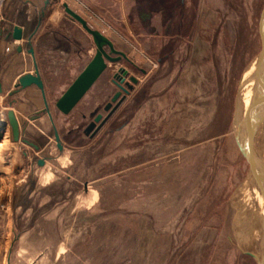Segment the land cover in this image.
<instances>
[{
    "label": "rangeland",
    "instance_id": "1",
    "mask_svg": "<svg viewBox=\"0 0 264 264\" xmlns=\"http://www.w3.org/2000/svg\"><path fill=\"white\" fill-rule=\"evenodd\" d=\"M76 1L55 0L61 8ZM203 2L197 7L203 20L189 21L193 29L181 35L199 45L176 47L198 58L181 72L182 85L153 95L140 125L121 132L115 124L89 141L88 118L78 115L86 109L82 101L57 121L66 142L55 162L59 187L69 175L76 188L90 186L93 203L85 211L77 206L88 220L73 223L69 239L60 238L61 251L70 252L57 264H257L264 252V193L239 149L256 124L252 154L264 182V113L257 107L247 114L244 107L256 89L261 94L254 71H247L261 50L264 0ZM105 27L106 36L125 38L132 58L141 49L158 68L164 50L138 49L136 30Z\"/></svg>",
    "mask_w": 264,
    "mask_h": 264
},
{
    "label": "crops",
    "instance_id": "2",
    "mask_svg": "<svg viewBox=\"0 0 264 264\" xmlns=\"http://www.w3.org/2000/svg\"><path fill=\"white\" fill-rule=\"evenodd\" d=\"M45 1L2 0L0 4V264H57L60 254L70 252L66 247L61 251L60 238L69 239L73 235V223L88 220L89 215L80 214L77 206L82 204L85 211L93 204L89 185L84 183L76 188L70 176L65 175L66 179L62 183L67 185L59 187V171L55 162L58 164L60 153L66 149V142L59 135L62 148L57 147L53 126L56 128L57 121H63L68 114L55 108V113L51 112L52 120L45 113L34 118L43 108V100L39 89L33 85L13 96L8 95L17 79L26 73H34L37 66L47 101L51 105L95 52L91 36L65 12L63 5L61 8L55 0H49L47 4ZM79 2L87 8H80L76 2L68 6L83 17L90 27L104 34L105 25L114 30H136L134 39L138 49L153 45L164 50L162 58L156 60L158 68L155 70L148 65L141 49L136 54L137 58H132L125 38L118 34L108 35L115 48L124 52L128 59L108 64L78 102L82 101L86 107L78 114L79 117H87L88 123L94 110L103 116L106 114L103 107L118 90L112 79L119 68L126 69L128 76L135 77L137 83L133 84L132 89L92 137L84 135L91 141L115 124L121 132L140 125L139 117L143 115L144 106L151 103L153 95L161 94L162 89L167 87L182 85L181 72L187 70L186 65L191 58H198V53L187 54L177 48L188 44L199 45L197 38L189 41L181 35L183 31L193 29L190 22L203 20L200 16L203 12L197 7L202 8L204 2ZM191 7L195 8V19H192V12L189 11ZM14 26L22 30L21 40L12 39ZM185 85L188 87L189 84ZM12 100L14 102L10 106ZM10 107L19 120L21 137L33 142L38 149L11 140L6 119V111ZM77 137L70 141H75ZM39 159L44 160L43 164H38ZM61 227H65L62 236Z\"/></svg>",
    "mask_w": 264,
    "mask_h": 264
},
{
    "label": "water",
    "instance_id": "3",
    "mask_svg": "<svg viewBox=\"0 0 264 264\" xmlns=\"http://www.w3.org/2000/svg\"><path fill=\"white\" fill-rule=\"evenodd\" d=\"M49 0H46L47 4ZM65 12L75 19L81 27L91 36L95 52L91 57L90 61L86 66L81 70V72L75 77V79L70 83V85L65 89V91L55 100L54 107L63 114H69L73 108L78 104V102L83 98L87 93L90 87L94 82L99 78L103 71L107 68L109 63H116L121 59H128L127 55L115 48L113 41L103 34L98 29H94L87 24V21L81 17L78 13L69 8L67 3H63ZM264 9L262 11L260 21H259V34L261 39V50L258 55L257 61L255 63L254 77L261 94H258V97L254 99L252 103L246 108V113L250 114L259 107L261 104H264V92L260 84L261 77L259 75L261 66L264 62ZM12 39L21 40L22 39V30L18 26H14L11 32ZM32 53V49H30ZM113 84L118 88V90L112 95L109 102H107L103 111L106 114L103 116L102 113H96L97 110H94L91 113V120L85 125L83 132L86 136L92 137L103 125V123L110 117L114 112L120 102L124 99L125 95L132 89L133 84L137 83V80L133 76H128V72L124 68H119L116 73L113 75L112 79ZM35 86L39 89L41 97L43 100V108L35 114L34 118H38L40 114H47L51 119V108L47 101L46 94L44 91V86L42 79L40 77L37 66H35L34 73H26L20 76L15 82L13 89L8 92L9 96H13L20 91L26 89L29 86ZM0 93H2V84L0 81ZM123 93V94H122ZM14 100L9 102L11 106ZM6 119L10 128L11 140L18 142L21 141L27 145L38 149V146L33 142L29 141L25 137H21V128L18 118L16 117L13 109L10 107L6 111ZM52 120V119H51ZM258 124V123H257ZM256 124L251 127L248 132L247 138L248 142L240 143L239 149L245 160L249 165L250 172L258 180L259 186L261 187L264 193L263 180L255 164V159L252 154L253 150V141L254 134L256 132ZM54 139L57 143V147L61 149L60 137L57 129L53 126ZM44 160L39 159L38 164H43ZM264 195V194H263ZM253 257H256L253 253L248 252ZM257 258V257H256ZM257 264H264V252L257 259Z\"/></svg>",
    "mask_w": 264,
    "mask_h": 264
},
{
    "label": "bare ground",
    "instance_id": "4",
    "mask_svg": "<svg viewBox=\"0 0 264 264\" xmlns=\"http://www.w3.org/2000/svg\"><path fill=\"white\" fill-rule=\"evenodd\" d=\"M254 69H255V63H253L252 64V66L250 67V69L247 71V72H252L253 73V71H254ZM251 70V71H250ZM259 75H260V77H261V81H260V84H261V86H262V88H263V92H264V62H263V64H262V66H261V70H260V73H259ZM257 85V84H256ZM245 92H246V86H245V88L243 89V91H242V95H241V101H242V104H243V106H244V102H243V96H244V94H245ZM254 96H255V99L258 97V92H257V89H256V92H255V95H253L252 96V98H254ZM252 98H251V100H250V102L246 105V106H244V107H248L249 105H250V103H251V101H252ZM259 108V109H258ZM257 109H258V113L259 114H262V113H264V104H261V106H259ZM258 114V115H259ZM263 117V116H262ZM254 180V179H253ZM261 180H263V179H261ZM255 181V180H254ZM258 181V180H257ZM262 183H264L263 181H262ZM255 184H256V182H255ZM254 184V185H255ZM255 186H257V185H255ZM258 187V186H257ZM256 189H258V188H256ZM256 189H254V194H255V197H256V199H257V201L259 202V203H261L262 202V196H261V191H260V193H259V191H257ZM259 190V189H258ZM264 210V209H263ZM263 212V211H262ZM256 218V217H255ZM260 222V221H259ZM264 251V250H263ZM261 254V253H260Z\"/></svg>",
    "mask_w": 264,
    "mask_h": 264
},
{
    "label": "built area",
    "instance_id": "5",
    "mask_svg": "<svg viewBox=\"0 0 264 264\" xmlns=\"http://www.w3.org/2000/svg\"><path fill=\"white\" fill-rule=\"evenodd\" d=\"M1 1L2 0H0V4H1ZM78 4H81L78 0L76 1ZM82 5V4H81ZM7 50L9 49L8 47L6 48Z\"/></svg>",
    "mask_w": 264,
    "mask_h": 264
},
{
    "label": "flooded vegetation",
    "instance_id": "6",
    "mask_svg": "<svg viewBox=\"0 0 264 264\" xmlns=\"http://www.w3.org/2000/svg\"><path fill=\"white\" fill-rule=\"evenodd\" d=\"M96 113H100V112H98V110L96 111ZM90 120H91V114H90ZM89 122V121H88ZM87 125V124H86Z\"/></svg>",
    "mask_w": 264,
    "mask_h": 264
}]
</instances>
